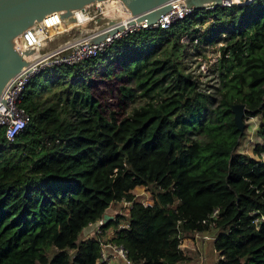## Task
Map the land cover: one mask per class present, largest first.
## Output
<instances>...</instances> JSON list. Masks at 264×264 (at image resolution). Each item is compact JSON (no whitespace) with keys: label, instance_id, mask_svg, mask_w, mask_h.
Here are the masks:
<instances>
[{"label":"trees","instance_id":"trees-1","mask_svg":"<svg viewBox=\"0 0 264 264\" xmlns=\"http://www.w3.org/2000/svg\"><path fill=\"white\" fill-rule=\"evenodd\" d=\"M222 36L221 100L207 119L211 95L186 70L183 40ZM21 105L31 117L24 132L10 141L0 129V264H100L99 241L80 235L123 199L133 200L130 224L115 240L133 264H192L183 247L210 231L216 264H264V159L239 151L246 119L257 117L264 157V0L196 9L83 64L46 68ZM190 118L207 143L189 135ZM139 186L153 205L136 198Z\"/></svg>","mask_w":264,"mask_h":264},{"label":"built area","instance_id":"built-area-1","mask_svg":"<svg viewBox=\"0 0 264 264\" xmlns=\"http://www.w3.org/2000/svg\"><path fill=\"white\" fill-rule=\"evenodd\" d=\"M168 5L169 8L165 12L152 16L153 10L134 13L124 0H115L114 2L93 0L70 9L52 10L29 24L15 36V45H12L26 64L53 49L51 44L56 42L60 34L59 32L53 34L52 30L58 29L63 21L76 24L69 30H78L74 38L83 35L85 30L91 31L93 36L52 54L17 76L8 88L2 90L0 93V129L5 130L7 139L14 141L24 132L31 120L29 112L21 103L35 75L46 68L53 69L57 65L83 64L89 59L100 56L116 40L142 29L168 28L174 22L191 15L196 10V8L187 5L185 0H173ZM206 7L213 8L214 6L210 4ZM79 14L82 15V18L79 17ZM126 17L131 20L123 23L122 21ZM100 19L107 21L98 24ZM109 21L113 23L110 24ZM141 202L146 206L153 205V200L152 202ZM121 203L122 212L115 216H105V214L102 218L89 223L80 235V239L83 240L96 239L99 241L100 264H133L129 258L128 249L124 244L115 240L120 230L129 228V209L132 207L133 200L123 199ZM218 217L219 209H215L213 214L204 220V223L214 227ZM258 221L255 222L258 223ZM109 222L112 224L108 226ZM202 233L205 232L191 234L188 244L197 238L217 239L216 234L209 237L208 232L205 235ZM182 241L184 242L183 239ZM186 246L183 247V243L181 245L187 253ZM215 251L218 252L216 249Z\"/></svg>","mask_w":264,"mask_h":264},{"label":"rangeland","instance_id":"rangeland-1","mask_svg":"<svg viewBox=\"0 0 264 264\" xmlns=\"http://www.w3.org/2000/svg\"><path fill=\"white\" fill-rule=\"evenodd\" d=\"M71 26L74 25H72V23L70 22L63 21L58 29L52 30V32L54 34L57 32L60 33L70 28ZM77 33L78 30L74 29L61 34L57 38L56 42L51 44V47L56 48L61 44L68 42L69 40L74 38ZM224 38L225 37L222 36L221 40L211 45L189 43L188 38H184L183 40V42L186 44L184 52L186 70L198 76L200 84L199 90L211 95V99L208 102L209 109L207 108L208 110L206 109L204 112V116L207 119H209L213 115V110L218 107L221 100V94L219 91V88L221 87V79L217 64L221 56L220 47L222 44H224ZM46 95L47 93H44L42 98H46ZM141 103H143V101H136L135 103H133V106L139 105ZM246 122L247 136L243 142V145L239 147V151L245 152L258 160L264 159V157H261L260 155L255 153V146L263 142L258 133L259 118L249 117L246 119ZM203 123H206V121H203ZM188 125L191 126V129L189 130L190 136L201 141L203 144L207 143L210 140V138L204 133L202 128L197 129L196 122L192 118H190V120L188 121ZM135 195L139 201L152 202L153 200L152 191L144 186L140 187ZM120 204L122 206V203L115 202L111 205V208H115L117 210L120 207ZM214 235V231H210L208 233L209 237H213ZM214 241L215 240L207 238H197L196 240L189 242L185 249L187 251V254L192 257L193 262L191 263L216 264L219 260V253L215 251Z\"/></svg>","mask_w":264,"mask_h":264},{"label":"water","instance_id":"water-1","mask_svg":"<svg viewBox=\"0 0 264 264\" xmlns=\"http://www.w3.org/2000/svg\"><path fill=\"white\" fill-rule=\"evenodd\" d=\"M93 0H0V31L9 29L8 35L0 40V67L6 61L10 63L6 69L0 68V93L4 89L8 80L18 72L26 63L14 50L11 40L23 31L29 24L36 19L43 17L46 13L57 9H70L81 6ZM134 13H141L157 7L165 0H124ZM233 0H185L187 5L196 9H201L212 4L214 7L231 6ZM254 0H247L242 4L251 3ZM240 4V5H242ZM169 5L161 6L152 11V16L165 12ZM107 20L100 19L98 24H103ZM112 24V21H109ZM234 121L241 135L245 131V116L248 108L245 103H236L232 106ZM108 216V215H105Z\"/></svg>","mask_w":264,"mask_h":264},{"label":"bare ground","instance_id":"bare-ground-1","mask_svg":"<svg viewBox=\"0 0 264 264\" xmlns=\"http://www.w3.org/2000/svg\"><path fill=\"white\" fill-rule=\"evenodd\" d=\"M110 1H111V2H114V0H110ZM172 1H173V0H165V1L163 2V4H161V5L157 6V7H152V8H151L150 10H148L147 12L152 11V10H156L157 8H159V7H161V6L168 5V4H170ZM246 1H247V0H233L232 2H233V3H239V4H242V3L246 2ZM79 17L82 18V15L79 14ZM128 20H131V19H129L128 17H126L122 22L125 23V22H127ZM65 24H66V23H65ZM72 25H76V24H72ZM71 27H72V26H71ZM71 27L68 28V29H66V30L63 31V32H60L59 34L61 35V34L65 33V32H68V31L71 29ZM106 30H107V29H106ZM106 30H104V31H106ZM53 34H54V33H53ZM55 34H56V33H55ZM92 34H93V33H91V31L85 30L83 35H81V36H79V37H76V38H74V39H72V40H70V41H68V42H65V43L61 44L60 46H58V47H56V48H53L52 50L46 52L44 55H42V56L39 57L38 59H34V60L30 61L29 63L25 64V65H24V66H23L18 72H16V73H15V74H14V75L8 80V82L6 83L4 89L8 88V87L12 84V82L15 80V78H17V76H19V75H21L22 73L28 71L29 69H31L33 66H35V65L38 64L39 62H42L43 60L47 59V58H48L49 56H51L52 54H54V53H56V52H58V51H60V50H62V49H64V48H66V47L72 46V45H74V44H77V43L81 42L82 40H85V39H87V38L92 37V36H93ZM86 35H87V36H86ZM80 37H81V38H80ZM77 38H78V40L75 41V39H77ZM15 40H16V37H14V38L11 40L12 45H15ZM74 41H75V42H74Z\"/></svg>","mask_w":264,"mask_h":264},{"label":"crops","instance_id":"crops-1","mask_svg":"<svg viewBox=\"0 0 264 264\" xmlns=\"http://www.w3.org/2000/svg\"><path fill=\"white\" fill-rule=\"evenodd\" d=\"M78 40V38L77 39H75V41H77ZM74 41V42H75ZM140 187H142V186H139V187H137L136 189H135V194H136V192H138V190L140 189ZM121 203V202H120ZM111 208V207H110ZM109 208V209H110ZM122 208H123V206H121V204H120V207L116 210L115 208H111L110 209V211H109V209H108V211H107V214L106 215H108V216H115V215H118L120 212H122L123 210H122ZM206 233V232H205ZM205 233H202L203 235H205ZM209 233V232H208ZM196 240V239H195Z\"/></svg>","mask_w":264,"mask_h":264},{"label":"flooded vegetation","instance_id":"flooded-vegetation-1","mask_svg":"<svg viewBox=\"0 0 264 264\" xmlns=\"http://www.w3.org/2000/svg\"><path fill=\"white\" fill-rule=\"evenodd\" d=\"M9 29H7V30H1L0 31V40H1V38H3L4 36H6V35H8V33H9V31H8ZM10 62L9 61H6L5 62V64H2L1 65V69H6V67L8 66V64H9Z\"/></svg>","mask_w":264,"mask_h":264}]
</instances>
